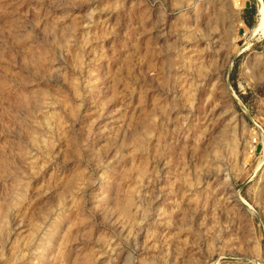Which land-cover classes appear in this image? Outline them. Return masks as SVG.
Listing matches in <instances>:
<instances>
[{
    "label": "rangeland",
    "instance_id": "374dc122",
    "mask_svg": "<svg viewBox=\"0 0 264 264\" xmlns=\"http://www.w3.org/2000/svg\"><path fill=\"white\" fill-rule=\"evenodd\" d=\"M257 1L0 0V264H264Z\"/></svg>",
    "mask_w": 264,
    "mask_h": 264
},
{
    "label": "bare ground",
    "instance_id": "6f19581e",
    "mask_svg": "<svg viewBox=\"0 0 264 264\" xmlns=\"http://www.w3.org/2000/svg\"><path fill=\"white\" fill-rule=\"evenodd\" d=\"M257 2H258V8H257V9H258L259 14H260V16H261L260 19H261L262 21H264V4H263V0H258ZM258 20H259V19H258ZM262 21H261V23H262ZM263 25H264V24H263ZM257 26H259V24H258ZM257 26H256V27H257ZM260 27L263 28L264 26L262 27L261 24H260ZM257 29H258V28H257ZM253 31L256 32V29H255V30L253 29ZM253 34H254V32H253Z\"/></svg>",
    "mask_w": 264,
    "mask_h": 264
}]
</instances>
